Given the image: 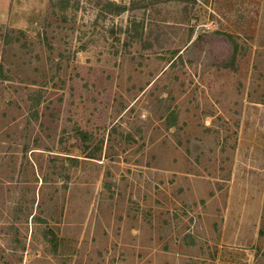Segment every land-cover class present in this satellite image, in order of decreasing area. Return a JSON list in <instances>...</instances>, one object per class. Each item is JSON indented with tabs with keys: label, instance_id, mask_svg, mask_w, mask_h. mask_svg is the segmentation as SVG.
Returning a JSON list of instances; mask_svg holds the SVG:
<instances>
[{
	"label": "rangeland",
	"instance_id": "1",
	"mask_svg": "<svg viewBox=\"0 0 264 264\" xmlns=\"http://www.w3.org/2000/svg\"><path fill=\"white\" fill-rule=\"evenodd\" d=\"M109 1L0 0V264H264V0Z\"/></svg>",
	"mask_w": 264,
	"mask_h": 264
},
{
	"label": "trees",
	"instance_id": "2",
	"mask_svg": "<svg viewBox=\"0 0 264 264\" xmlns=\"http://www.w3.org/2000/svg\"><path fill=\"white\" fill-rule=\"evenodd\" d=\"M107 3L109 5V7H111V8L113 7L114 8V10H111V12H110L112 14L119 15V14L123 13L124 11H126L128 9L126 5L125 6H121L120 4H117L116 2H113V1L107 0ZM138 36L139 35L137 34V37Z\"/></svg>",
	"mask_w": 264,
	"mask_h": 264
}]
</instances>
